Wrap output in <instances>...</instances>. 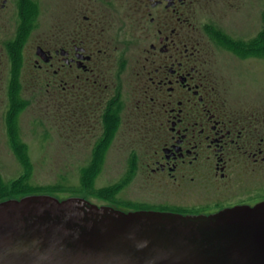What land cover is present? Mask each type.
I'll list each match as a JSON object with an SVG mask.
<instances>
[{
	"label": "flooded vegetation",
	"instance_id": "af4514ba",
	"mask_svg": "<svg viewBox=\"0 0 264 264\" xmlns=\"http://www.w3.org/2000/svg\"><path fill=\"white\" fill-rule=\"evenodd\" d=\"M196 4L0 0V158L17 163L12 178L0 165V202L45 193L31 178L21 128L25 110L38 107L59 131L94 141L86 168L119 128L120 138L136 141L106 206L210 216L264 203V104L234 107L219 98L205 36L232 38L213 25L206 32ZM138 174L157 197H120L114 207Z\"/></svg>",
	"mask_w": 264,
	"mask_h": 264
},
{
	"label": "water",
	"instance_id": "95a60500",
	"mask_svg": "<svg viewBox=\"0 0 264 264\" xmlns=\"http://www.w3.org/2000/svg\"><path fill=\"white\" fill-rule=\"evenodd\" d=\"M0 264H264V203L182 216L81 197L7 200Z\"/></svg>",
	"mask_w": 264,
	"mask_h": 264
},
{
	"label": "rangeland",
	"instance_id": "374dc122",
	"mask_svg": "<svg viewBox=\"0 0 264 264\" xmlns=\"http://www.w3.org/2000/svg\"><path fill=\"white\" fill-rule=\"evenodd\" d=\"M263 11L264 0H197L193 16L201 26L206 24V32H209L210 26L213 25L235 42L243 43L255 38L263 27ZM53 18L54 11L46 14L45 24L48 26ZM205 42L209 45L213 76L218 80L219 98L234 107L243 104H264L263 53L249 52L248 49L240 47L238 50L234 49L235 51L223 45L221 48L212 40L211 33L209 37L205 36ZM42 111L38 107L26 109L21 127L30 151L31 178L34 179L35 185H61L63 191L44 193L59 200L82 197L98 206L108 205V201L103 200L99 194L122 178L128 164L129 151L137 147L136 141L130 142L127 136L120 138L126 132L123 127L119 128L105 155L99 154L96 160L91 189L88 191L91 194H73L69 189L78 188L80 169L89 163L90 149L94 141L72 138V135L68 136L64 131H59L55 126L54 117L46 113L47 111ZM40 118L44 123L33 122ZM12 160L0 158L4 178L16 176L17 163ZM25 160L28 162V158ZM138 176L140 178H134L128 188L114 197V204L120 201V197L133 202H152L153 198L157 197V192L150 189L139 174ZM35 190L37 191V188ZM111 197L113 198V195ZM176 197L179 202H187L181 195ZM190 199L196 201L193 196ZM115 205L114 207L119 208Z\"/></svg>",
	"mask_w": 264,
	"mask_h": 264
},
{
	"label": "trees",
	"instance_id": "16d2710c",
	"mask_svg": "<svg viewBox=\"0 0 264 264\" xmlns=\"http://www.w3.org/2000/svg\"><path fill=\"white\" fill-rule=\"evenodd\" d=\"M262 26L263 27L261 28V30L259 31V33L256 35L255 38H253L251 41H248V42L246 41L243 43H240L237 41L235 42L234 40L225 41L227 38L221 37L220 33L213 32V31H210V33L212 34L213 39H215L219 44L226 46L227 48L230 47V49L238 50L240 47L243 49H248L249 52H260L259 54L263 53V57H264V11H263V25ZM96 160L97 159L95 158V160L92 161L90 168L84 167L80 169V181H79L78 188L74 190L69 189L71 192H73V194H84V193L91 194L88 191L91 189V183H92L91 181L93 179L92 175L95 173V167L97 164ZM61 187L62 186L59 184L48 185L45 187V193H56V192L63 191ZM113 190H114L113 188L109 187L104 190V193H101L99 195L101 196V198H103V200L104 199L111 200L112 199L111 196L113 195Z\"/></svg>",
	"mask_w": 264,
	"mask_h": 264
}]
</instances>
